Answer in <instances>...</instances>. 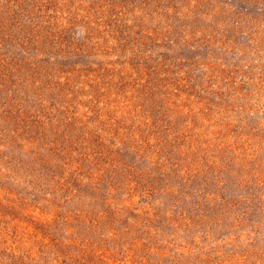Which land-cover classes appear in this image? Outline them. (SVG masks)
<instances>
[{
  "label": "rangeland",
  "instance_id": "obj_1",
  "mask_svg": "<svg viewBox=\"0 0 264 264\" xmlns=\"http://www.w3.org/2000/svg\"><path fill=\"white\" fill-rule=\"evenodd\" d=\"M0 264H264V0H0Z\"/></svg>",
  "mask_w": 264,
  "mask_h": 264
}]
</instances>
